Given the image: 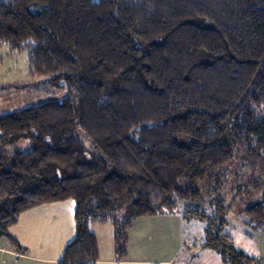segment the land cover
Returning <instances> with one entry per match:
<instances>
[{
	"label": "trees",
	"instance_id": "obj_1",
	"mask_svg": "<svg viewBox=\"0 0 264 264\" xmlns=\"http://www.w3.org/2000/svg\"><path fill=\"white\" fill-rule=\"evenodd\" d=\"M3 44L50 75L44 88L68 90L0 114V237L18 250L10 228L25 210L73 198L76 234L58 264H97L91 223L111 222L123 254L135 218L199 198L194 182L233 160L227 131L264 158V0H1ZM25 135L33 148L7 169L5 144ZM246 211L264 224V204ZM204 246L228 264L259 261L212 231Z\"/></svg>",
	"mask_w": 264,
	"mask_h": 264
},
{
	"label": "rangeland",
	"instance_id": "obj_2",
	"mask_svg": "<svg viewBox=\"0 0 264 264\" xmlns=\"http://www.w3.org/2000/svg\"><path fill=\"white\" fill-rule=\"evenodd\" d=\"M28 57L27 51L12 50L6 44L0 46V114L51 98L60 99L68 93V90L44 88L50 75L32 76ZM70 89L78 99L76 89ZM257 109L264 111V106ZM73 134L84 142L90 155L103 157L110 171H115L111 155L102 142L86 135L79 124L75 126ZM227 139L234 148L235 157L220 168H209L203 178L194 182L193 186L201 190L199 198L179 201L172 212L163 211L135 218L123 254L117 249L113 225L108 222L98 232L102 257L116 255L118 260L127 261L125 264H228L218 249L204 246L212 231L231 237L237 248L257 257L259 261L253 264H264V224L251 223L246 211L253 205L264 204V158L248 155L247 145L237 141L230 131H227ZM32 148L31 136L13 137L4 146L5 167L11 169L17 151ZM181 183L185 184L186 179H182ZM25 186L29 189L34 187L28 179ZM98 195L101 196V193L98 192ZM65 202H72L76 207L73 198ZM63 214L66 221L68 219V225L69 221L71 224V210L69 212L66 207ZM68 228L71 230V226ZM73 232L74 238V218ZM39 235L33 238L37 239ZM31 238L27 236L25 240L34 244ZM20 246L22 249L19 251H31L28 244L20 243ZM63 251L56 249L54 253L62 255ZM0 264H27V260L0 251Z\"/></svg>",
	"mask_w": 264,
	"mask_h": 264
},
{
	"label": "crops",
	"instance_id": "obj_3",
	"mask_svg": "<svg viewBox=\"0 0 264 264\" xmlns=\"http://www.w3.org/2000/svg\"><path fill=\"white\" fill-rule=\"evenodd\" d=\"M65 201L45 203L27 209L20 215L18 222L10 228L11 233L19 241V244L30 245L31 251L29 253L17 250L15 244H9L10 242L6 237H0V251L12 257L25 259L27 260V264H58L63 254L54 253V250H64L65 246L73 239L72 236L74 234L73 218L75 222V204ZM66 207L69 212L71 210V224L69 221V225L68 219L66 221V217L63 214ZM107 223L102 221H93L91 223V229L98 238L99 258L97 264H125L127 261L118 260L116 255L115 257L113 255L112 257H102L98 232L103 227H106ZM70 226L71 230L68 228ZM107 227L110 229V226ZM113 230L112 233L114 232L115 238L114 225ZM38 234H40L39 238H33ZM27 236L32 237L31 239L34 244H30L25 240ZM70 238L72 239L70 240Z\"/></svg>",
	"mask_w": 264,
	"mask_h": 264
}]
</instances>
